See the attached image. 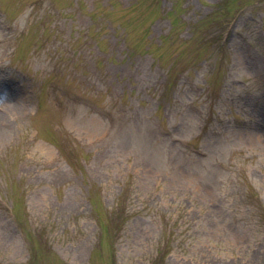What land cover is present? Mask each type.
<instances>
[{
    "label": "rangeland",
    "instance_id": "rangeland-1",
    "mask_svg": "<svg viewBox=\"0 0 264 264\" xmlns=\"http://www.w3.org/2000/svg\"><path fill=\"white\" fill-rule=\"evenodd\" d=\"M257 215L264 0H0V264H264Z\"/></svg>",
    "mask_w": 264,
    "mask_h": 264
},
{
    "label": "clouds",
    "instance_id": "clouds-1",
    "mask_svg": "<svg viewBox=\"0 0 264 264\" xmlns=\"http://www.w3.org/2000/svg\"><path fill=\"white\" fill-rule=\"evenodd\" d=\"M79 109H82V107L79 108ZM77 110L78 109L75 110V115H73L72 112L70 111L69 114H68V117H70L71 119L75 120L76 117H77V114H78V111ZM80 123H83V121H80Z\"/></svg>",
    "mask_w": 264,
    "mask_h": 264
},
{
    "label": "trees",
    "instance_id": "trees-1",
    "mask_svg": "<svg viewBox=\"0 0 264 264\" xmlns=\"http://www.w3.org/2000/svg\"><path fill=\"white\" fill-rule=\"evenodd\" d=\"M264 218V217H263Z\"/></svg>",
    "mask_w": 264,
    "mask_h": 264
}]
</instances>
